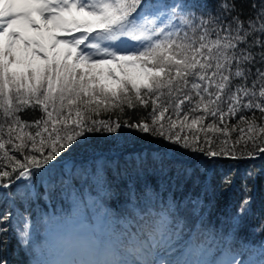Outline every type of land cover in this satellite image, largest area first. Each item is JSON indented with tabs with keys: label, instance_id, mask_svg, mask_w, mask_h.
<instances>
[{
	"label": "snow or ice",
	"instance_id": "snow-or-ice-1",
	"mask_svg": "<svg viewBox=\"0 0 264 264\" xmlns=\"http://www.w3.org/2000/svg\"><path fill=\"white\" fill-rule=\"evenodd\" d=\"M242 3L218 0L196 15L188 3L0 0V190L43 177L86 133L122 127L210 158L235 157L242 140L252 150L241 155L264 154V0H251L247 15ZM137 107L151 111L134 122L96 119ZM27 109L42 115L23 119ZM185 129L203 132L207 147ZM217 132L240 135L214 150L209 133ZM175 212L168 202L158 212H137L144 223L125 234L122 259L63 264H208L187 259L191 249L179 243V223L172 226ZM66 242L71 247L70 237Z\"/></svg>",
	"mask_w": 264,
	"mask_h": 264
},
{
	"label": "trees",
	"instance_id": "trees-1",
	"mask_svg": "<svg viewBox=\"0 0 264 264\" xmlns=\"http://www.w3.org/2000/svg\"><path fill=\"white\" fill-rule=\"evenodd\" d=\"M145 2L157 6L188 3L196 5L192 11L200 15L214 9L218 0ZM250 3L243 0L246 15L250 14ZM149 111L140 107L126 108L123 114L119 110L101 111L96 119L114 121L119 117L121 122H134ZM41 115L32 109L21 113L26 120ZM256 116L261 123L258 111ZM237 120L238 116L226 117L225 124L231 126ZM210 122L211 118L204 123ZM185 132L190 138L195 132L201 138L200 145L207 147L203 132ZM239 135L209 133L214 150L225 147L221 143L224 139L231 147ZM79 143L43 177L0 190V216L10 213L9 219L0 223V229H6L0 232V259L9 264H58L51 241L65 227L72 236L85 234L90 243L80 248L74 260L85 259L83 251L88 248L93 251L92 260L123 257L125 234L144 223H137V212H158L168 202L176 208L172 226L179 223V243L191 249L187 259L208 264H225L232 259L264 264V155L255 161L241 155L251 151L252 144L245 149L242 140L236 145L235 157L210 158L162 137L124 127L112 134L86 133V139L80 138ZM95 151L100 153L92 155ZM6 191L13 195L7 196Z\"/></svg>",
	"mask_w": 264,
	"mask_h": 264
},
{
	"label": "rangeland",
	"instance_id": "rangeland-1",
	"mask_svg": "<svg viewBox=\"0 0 264 264\" xmlns=\"http://www.w3.org/2000/svg\"><path fill=\"white\" fill-rule=\"evenodd\" d=\"M79 144L82 145L83 140H81V142ZM77 149L78 148H76L74 150H77ZM168 151H169V149H168ZM99 153H100V151H95V152H92L91 154L96 155ZM108 154L110 155L111 153H108ZM76 155H77V153H76ZM263 155L264 154H260V155H257L256 157H250L248 160L249 161H255L254 159L261 158V157H263ZM69 237L72 240L71 247H69V245L66 242ZM51 245H52V248L54 250V254L57 258L58 264H63V262H65V261L74 260L75 258H73V257H76L80 253V248L83 247L82 249H85L87 247V245H90V243L86 239L85 234L84 235L82 234L79 237L72 236L70 234L69 230L65 227L63 230H61L52 239ZM83 254L85 255V259H90V258H93V256H94L93 251H91L89 248L87 251H83ZM118 259H122V258H120V257H111L110 258V260H118ZM97 260H101V259L98 258ZM101 261H103V260H101Z\"/></svg>",
	"mask_w": 264,
	"mask_h": 264
}]
</instances>
